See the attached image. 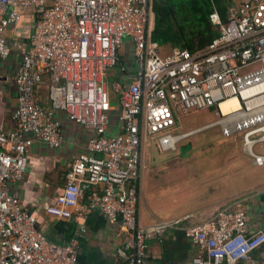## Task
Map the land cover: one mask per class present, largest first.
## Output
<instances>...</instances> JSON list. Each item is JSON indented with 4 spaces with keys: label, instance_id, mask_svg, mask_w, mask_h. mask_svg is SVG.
<instances>
[{
    "label": "built area",
    "instance_id": "obj_1",
    "mask_svg": "<svg viewBox=\"0 0 264 264\" xmlns=\"http://www.w3.org/2000/svg\"><path fill=\"white\" fill-rule=\"evenodd\" d=\"M151 7L152 0H0V61L11 54L9 30L27 15L33 19L12 77L13 129L0 130V264H78L79 237L51 241L11 190L27 173L34 140L53 149L63 145L58 115L89 137L46 216L102 214L122 228L123 264H149V244L178 229L197 250L187 264H264V231L250 229L242 207L221 205L212 218L191 225L178 219L145 228L140 217L147 138L169 152L193 134L220 127L223 137L241 141L253 164L264 163V153L256 151L264 149V0H238L226 22L215 11L210 17L219 36L203 50L169 54L152 42ZM127 44L135 74L130 83L109 85L108 73L121 67ZM45 84L50 109L38 102ZM181 110H212L218 120L174 134Z\"/></svg>",
    "mask_w": 264,
    "mask_h": 264
},
{
    "label": "crops",
    "instance_id": "obj_2",
    "mask_svg": "<svg viewBox=\"0 0 264 264\" xmlns=\"http://www.w3.org/2000/svg\"><path fill=\"white\" fill-rule=\"evenodd\" d=\"M32 20L25 16L20 26L7 33L11 54L6 61H0V130L13 129L17 92L12 77L20 66L18 49L25 47L33 30ZM152 24L151 9L150 26ZM121 67V75L116 80L130 83L136 71L130 44L121 52ZM37 94L39 104L50 109L48 85L39 88ZM58 119L63 130V145L53 149L44 142L34 140L28 149L27 173L21 182L11 186V190L21 196L26 210L37 216L42 230L51 241L67 244L79 237L78 264H123L118 255L123 242L122 228L109 223L102 214L92 212L86 219L74 217L71 220L45 215V207L64 189L69 166L74 157L85 151L89 137L87 131L70 123L64 115H58ZM152 143L158 145L160 153H168L155 139L147 138L143 142L140 210L143 227L178 219H188L187 224L191 225L212 218L221 205L233 204L245 209L251 230L264 231V163L256 165L251 161V166H225L228 161L225 148L214 153L213 162L220 159L219 165L223 160L222 166L213 163L214 173L197 175L196 168L206 166L208 157L206 153L202 155V147H194L185 158H180L182 154L177 151L178 142L175 150H171L175 154L164 157L154 154ZM232 149V163H240L236 161L237 149ZM241 150L249 156L242 147ZM196 155L203 158L193 161ZM81 202L86 204L88 200L83 198ZM149 246L153 257L149 264H187L197 255L196 248L185 240L179 229L171 231L160 241L151 242Z\"/></svg>",
    "mask_w": 264,
    "mask_h": 264
},
{
    "label": "trees",
    "instance_id": "obj_3",
    "mask_svg": "<svg viewBox=\"0 0 264 264\" xmlns=\"http://www.w3.org/2000/svg\"><path fill=\"white\" fill-rule=\"evenodd\" d=\"M232 5L233 0H154L152 42L157 47L203 50L219 36L210 15L217 11L226 22Z\"/></svg>",
    "mask_w": 264,
    "mask_h": 264
},
{
    "label": "rangeland",
    "instance_id": "obj_4",
    "mask_svg": "<svg viewBox=\"0 0 264 264\" xmlns=\"http://www.w3.org/2000/svg\"><path fill=\"white\" fill-rule=\"evenodd\" d=\"M234 1V5L237 3L238 0H233ZM152 3L154 4V0H152ZM233 5V6H234ZM232 8V6H231ZM231 11V10H230ZM230 13V12H229ZM152 23H153V16H152ZM153 26H150V29L152 31ZM159 49L161 50V52L163 54H169L171 53V51H173L174 49H178V48H173L170 45H165V46H159ZM120 74V68L116 67L113 70L109 71L108 73V77H107V82L109 85H111L114 80H116V78L119 77ZM114 104L115 107H117V104H115V102H112ZM218 120V118L215 116L214 111L210 110H204V111H191L189 113H185L183 110H181L180 112L178 111V123L177 126L175 128V130H173L174 134H181V133H185V132H189L192 130H196V129H200L202 127H205L206 125L212 124L214 122H216ZM182 141V140H181ZM179 142V147L178 148V153L182 154V157L180 158H185L188 153L194 148V147H202L201 150H203L202 155L204 156V153H206L208 155L207 157V161H206V166H199L196 168V174L200 175V174H205L206 172H208L209 174L214 173L215 170L213 168V163H217L220 161V159L218 160V162H213V159L215 157V152H221V150H224L225 148H227V159L228 161H226L225 166H251V161L252 158L249 156L244 155V153L241 150V142L239 139L235 140L234 138H225L222 135L221 129L220 127H215L212 128L210 130H204L202 132L193 134L185 139H183L182 142ZM153 146V152L154 154L158 155V156H164V157H172V155H174V152H168V153H160V150L158 149V145L156 146L154 143H152ZM231 148V149H230ZM232 148H236L237 149V159L236 161H241L240 163L234 162L232 163V154L234 153V150ZM256 151H258L259 153H264V149H256ZM190 154V153H189ZM203 158L201 157H197V155L192 159L193 161L196 159L197 161L199 159ZM191 161V159L189 160V162ZM202 162V161H201ZM198 163V162H197ZM197 163L195 165H197ZM224 164V161L222 160V162H220V166H222ZM208 165V166H207ZM218 165V166H219ZM192 173V172H191Z\"/></svg>",
    "mask_w": 264,
    "mask_h": 264
},
{
    "label": "bare ground",
    "instance_id": "obj_5",
    "mask_svg": "<svg viewBox=\"0 0 264 264\" xmlns=\"http://www.w3.org/2000/svg\"><path fill=\"white\" fill-rule=\"evenodd\" d=\"M235 104H233V106H234ZM230 106H227V107H224V109L226 110V109H228Z\"/></svg>",
    "mask_w": 264,
    "mask_h": 264
},
{
    "label": "clouds",
    "instance_id": "obj_6",
    "mask_svg": "<svg viewBox=\"0 0 264 264\" xmlns=\"http://www.w3.org/2000/svg\"><path fill=\"white\" fill-rule=\"evenodd\" d=\"M120 68V67H119Z\"/></svg>",
    "mask_w": 264,
    "mask_h": 264
}]
</instances>
